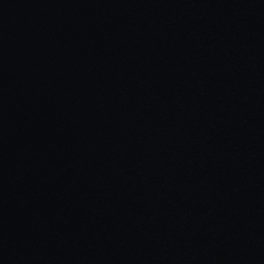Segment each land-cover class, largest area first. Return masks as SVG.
<instances>
[{
    "label": "water",
    "instance_id": "water-1",
    "mask_svg": "<svg viewBox=\"0 0 264 264\" xmlns=\"http://www.w3.org/2000/svg\"><path fill=\"white\" fill-rule=\"evenodd\" d=\"M0 264H264V0H0Z\"/></svg>",
    "mask_w": 264,
    "mask_h": 264
}]
</instances>
